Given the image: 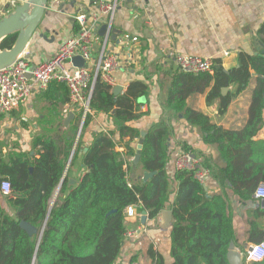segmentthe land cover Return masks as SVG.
<instances>
[{
    "label": "trees",
    "instance_id": "1",
    "mask_svg": "<svg viewBox=\"0 0 264 264\" xmlns=\"http://www.w3.org/2000/svg\"><path fill=\"white\" fill-rule=\"evenodd\" d=\"M260 32L264 35V25ZM15 42L16 35L9 36L1 49L9 50ZM255 76L248 120L240 131L218 127L205 114L186 106L188 96L210 89L208 102L220 100L219 114L224 115ZM173 85L169 108L189 125L200 128L204 143L215 146L223 161V166L215 169L205 161L201 165L211 173L213 170L219 183H227L241 200H253L264 182V139H258L264 125V56L242 55L240 67L228 72L220 61H215L213 74L180 72L174 76ZM230 86L235 89L224 95L223 89ZM48 89L45 98L61 104L70 102L65 84L53 82ZM148 93L149 86L137 81L125 94L116 96L110 86L98 80L79 139V122L84 116L81 109L68 131L37 135L30 151L17 145L9 149L10 145L0 142V187L4 181L12 187L11 195L0 191V264H116L125 241L129 206H136L141 215L152 219L171 209L172 264H230L234 232L228 198L211 195L205 183L195 178V171L169 174V119L147 129L140 162L134 164L137 148L132 144L139 142L143 130L131 123L145 116L141 100ZM99 116L113 118L118 128L90 131ZM88 133L92 141L83 153ZM180 145L181 152L196 154L188 143ZM73 151L71 167L81 158L87 172L71 185L70 167L51 208ZM153 172L156 174L145 181V174ZM173 181L177 191L171 206ZM256 214L264 216V210ZM22 221L35 233L24 230ZM258 229V224L252 223L250 239L257 244L264 241V232ZM149 254L152 264H166L153 249Z\"/></svg>",
    "mask_w": 264,
    "mask_h": 264
},
{
    "label": "crops",
    "instance_id": "2",
    "mask_svg": "<svg viewBox=\"0 0 264 264\" xmlns=\"http://www.w3.org/2000/svg\"><path fill=\"white\" fill-rule=\"evenodd\" d=\"M11 1L0 0L1 9L10 6ZM117 1L119 6L110 19L100 13L96 0H50L47 14L26 49L28 62L39 65L50 61L63 43L78 35L75 16L80 13L92 16L96 20V55L105 47L119 59V67L114 73L115 87L123 88L119 95L125 94L133 82L140 81L149 86L148 96L141 100V111L145 116L131 125L146 132L161 120H170L172 136L169 138V174L173 176L176 172L175 161L181 153V143H188L196 151L192 155L199 160L200 165L205 161L214 169L222 167L223 161L217 148L204 143L201 129L189 125L180 114L169 108L168 99L170 90L174 87V76L180 73L176 66V56L182 54L211 58L220 61L228 71L239 68L242 55L257 56L264 50V35L260 32L264 25V0ZM9 9L11 13L14 8ZM7 15L0 13V20ZM103 25L108 26V32L104 36L99 34ZM113 30L116 31L115 34ZM256 79L257 76L253 77L247 90L232 101L224 115L219 114L220 100L208 102L210 89L205 93L188 96L186 106L205 114L218 127L240 131L248 120ZM115 87L112 88L113 91ZM234 89V86L228 87L226 94ZM47 91H35L19 110L0 116V141L10 136L9 128L13 122L22 124V128H16L17 131L21 129L19 132L22 135H31L29 143L23 142L25 151L27 148L32 149L33 139L37 135L66 132L71 128L81 110L70 105V102L61 104L45 98L44 93ZM70 113L74 117L66 126L65 120ZM84 119L83 116L81 122ZM118 125L111 117L99 116L95 118L90 131L116 130ZM258 139H264V125ZM91 141L92 136L88 133L83 153L89 148ZM4 143L9 145L10 142ZM135 145L137 148L138 143ZM118 150L123 151L122 148ZM76 161L77 165L72 173L70 171V177L71 180L79 181L87 169L81 165V158ZM71 163L72 160L68 171ZM212 173L210 172L205 183L206 189L211 195L227 196L233 222L234 241L229 248L230 264H253L248 262L247 254L257 244L250 239L252 223L256 222L258 231L264 232V216L258 217L256 214L257 211L264 210L263 199L241 200L227 183L222 186ZM176 191L177 183L173 181L169 200L171 206L175 201ZM167 210L171 211L170 208ZM162 223V214L152 219L147 214L141 215L136 209V215L126 219L127 230L144 228L146 232L138 239L125 238L116 264H152L149 254L151 249L159 253L166 264H172V225L166 230Z\"/></svg>",
    "mask_w": 264,
    "mask_h": 264
},
{
    "label": "built area",
    "instance_id": "3",
    "mask_svg": "<svg viewBox=\"0 0 264 264\" xmlns=\"http://www.w3.org/2000/svg\"><path fill=\"white\" fill-rule=\"evenodd\" d=\"M55 1L65 2L68 0ZM96 2L100 13L112 19L119 6V1L96 0ZM17 6L18 2L12 0L10 6L2 8L0 13L7 15L10 13V7L15 9ZM75 22L79 25L78 35L63 43L50 61L36 65L30 72L31 64L25 57H22L11 67L0 70V116L19 110L35 91L45 92L53 82H57L68 87L69 104L83 110L85 117L90 111L91 95L97 81L100 80L111 88L116 86L114 73L119 67V59L115 54L108 52L105 47L96 55L95 18L86 13H80L75 16ZM77 56H81L85 60V68L74 66L73 59ZM176 66L180 72L186 74H213L215 61L211 58L179 54L176 56ZM29 73L31 74L30 78L27 76ZM175 167L176 170L195 171V178L201 183H206L210 176V171L202 168L199 160L187 152L178 154ZM0 191L4 195H11L10 182L4 181ZM254 198L264 199V182L256 190ZM136 208V206H129L125 219L134 217ZM145 232L144 228L127 230L125 238L138 239ZM247 260L252 263L264 261V241L250 249Z\"/></svg>",
    "mask_w": 264,
    "mask_h": 264
},
{
    "label": "water",
    "instance_id": "4",
    "mask_svg": "<svg viewBox=\"0 0 264 264\" xmlns=\"http://www.w3.org/2000/svg\"><path fill=\"white\" fill-rule=\"evenodd\" d=\"M50 0H25L21 5H18L15 7L13 12H11L9 15L3 17L0 20V70L11 67L14 65L19 58L25 57L26 59L29 58V55L26 54V49L31 44V40L33 36H35L36 32L40 28V24L43 21V18L47 14V7ZM108 32V26L103 25L101 26L99 30V34L104 36ZM114 34L116 33L115 30L112 31ZM12 35H16V42L14 46L9 50H2L1 45L3 41ZM115 38V36H114ZM263 45V44H262ZM259 56H264V50L260 51ZM73 64L75 67L78 68H85V60L81 56H77L73 59ZM36 65H31L30 72L34 70ZM228 72V70H225ZM29 78L31 77V74L29 73L27 75ZM122 87L118 86L114 88V95H119L122 91ZM94 91V90H93ZM92 91V94H93ZM223 94H226L228 92V88L223 89ZM92 96V95H91ZM74 117L73 113H70L68 117L65 120L66 126L69 125V123L72 121ZM147 133L143 131L141 133V139L138 142L137 145V153L134 158V164L138 165L141 159V153L144 147L145 138ZM88 149H85V152H87ZM74 154V152H73ZM73 154L69 160V163L67 165V168L65 170L63 179L53 197V200L51 202V208L53 207L58 195L59 191L61 189V186L66 178L67 171L69 168V164L72 160ZM156 172L153 173H146L144 176V180H148L152 176H154ZM77 183L75 180H70V184L73 185ZM262 205H264V199L262 200ZM162 220H163V228L169 229L172 225V212L169 210H164L162 213ZM146 219V216L143 217V220ZM20 226L26 230L29 234H34L35 229L28 224L25 221H22L20 223ZM229 260H230V253H229Z\"/></svg>",
    "mask_w": 264,
    "mask_h": 264
},
{
    "label": "rangeland",
    "instance_id": "5",
    "mask_svg": "<svg viewBox=\"0 0 264 264\" xmlns=\"http://www.w3.org/2000/svg\"><path fill=\"white\" fill-rule=\"evenodd\" d=\"M25 0H17V2H18V5H21L23 2H24ZM2 9H1V7H0V11H1ZM83 122H81V120H80V122H79V129H80V131H79V133H78V137H80V135H81V130L83 129ZM17 126H19L20 128H22V124H20V123H17V122H13L12 123V125H11V127L9 128V134H10V136L8 135V136H6L5 138H3V140H1L0 142L1 143H4L5 141H9L10 143H9V149L10 148H12L13 146H15V145H17V146H19L22 150H24V149H26L25 147H24V145H23V142L24 141H27L26 143H29V141H30V139H31V135H27V134H25V135H22L23 133H21V132H19V131H21V129H19L18 131H17ZM90 129H92V127H90L89 128V130ZM88 130V131H89ZM132 146H136L135 145V143H134V145H132ZM8 149V150H9ZM28 150H30L29 148H27ZM28 150H26V151H28ZM25 151V150H24ZM76 165H77V161L75 160L74 162H73V165H72V168H71V173H72V171H73V169L76 167ZM71 173H70V175H71ZM58 198V197H57ZM57 200V199H56ZM141 236V235H140Z\"/></svg>",
    "mask_w": 264,
    "mask_h": 264
}]
</instances>
